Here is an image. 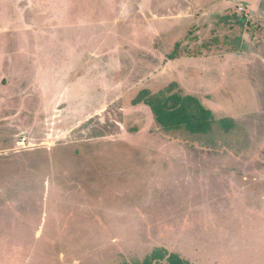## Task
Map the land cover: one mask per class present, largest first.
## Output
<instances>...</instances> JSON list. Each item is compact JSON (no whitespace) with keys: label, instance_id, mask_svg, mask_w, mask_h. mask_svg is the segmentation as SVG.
Masks as SVG:
<instances>
[{"label":"rangeland","instance_id":"rangeland-1","mask_svg":"<svg viewBox=\"0 0 264 264\" xmlns=\"http://www.w3.org/2000/svg\"><path fill=\"white\" fill-rule=\"evenodd\" d=\"M144 90L212 131L164 130ZM157 251L264 264V0H0V264Z\"/></svg>","mask_w":264,"mask_h":264},{"label":"trees","instance_id":"trees-1","mask_svg":"<svg viewBox=\"0 0 264 264\" xmlns=\"http://www.w3.org/2000/svg\"><path fill=\"white\" fill-rule=\"evenodd\" d=\"M144 104L148 106L156 122L166 131L185 129L191 134L207 135L214 126V116L211 110L193 96H180L173 94L166 96L163 93L151 95L144 90L133 101V105ZM223 130H231L233 124L223 119L219 122ZM143 264H187L177 255L155 252Z\"/></svg>","mask_w":264,"mask_h":264},{"label":"built area","instance_id":"built-area-1","mask_svg":"<svg viewBox=\"0 0 264 264\" xmlns=\"http://www.w3.org/2000/svg\"><path fill=\"white\" fill-rule=\"evenodd\" d=\"M239 12L242 13V14H244V16L247 17V18L249 17V15L247 14V12H246V10L244 8H240ZM26 142H27V139L24 138L21 144L22 145H25Z\"/></svg>","mask_w":264,"mask_h":264}]
</instances>
